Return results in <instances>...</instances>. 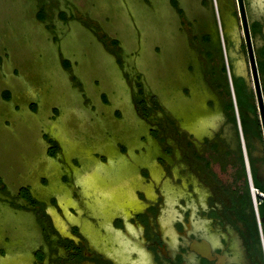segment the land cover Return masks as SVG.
<instances>
[{"label":"rangeland","instance_id":"obj_1","mask_svg":"<svg viewBox=\"0 0 264 264\" xmlns=\"http://www.w3.org/2000/svg\"><path fill=\"white\" fill-rule=\"evenodd\" d=\"M205 1L179 0L190 19L204 20L213 33ZM222 1L227 18L236 19L233 0ZM213 5L221 8L220 0ZM185 20L172 0H0V244L19 250L1 264H18L41 238L44 208L61 226L59 208L68 216L73 208L80 214L151 204L188 208L181 185L187 130L202 134L224 125L229 135L233 127L221 105L225 95L207 80L195 81L199 74L188 64L177 68L186 78L170 85L145 62V55L163 61L166 52L171 58L192 52ZM143 83V97L156 96L165 110L144 113ZM238 120L241 129L239 112ZM50 139L58 145L54 156ZM25 187L36 203L22 196Z\"/></svg>","mask_w":264,"mask_h":264},{"label":"flooded vegetation","instance_id":"obj_2","mask_svg":"<svg viewBox=\"0 0 264 264\" xmlns=\"http://www.w3.org/2000/svg\"><path fill=\"white\" fill-rule=\"evenodd\" d=\"M243 2L260 92L250 65L239 0H233L238 52L246 71V76H237L243 78L251 107L241 111L247 125L241 122L240 139L225 110L231 134L224 125L207 127L202 134V130H187V184L181 185L188 208L151 204L107 211L84 208L83 214L73 208L76 216L59 208L66 221L62 226L44 208L41 238L28 246L18 264H264V0ZM178 171L174 182L181 177ZM14 247L0 244V264L19 251Z\"/></svg>","mask_w":264,"mask_h":264},{"label":"trees","instance_id":"obj_3","mask_svg":"<svg viewBox=\"0 0 264 264\" xmlns=\"http://www.w3.org/2000/svg\"><path fill=\"white\" fill-rule=\"evenodd\" d=\"M209 3L211 12H212V23L214 27V32L208 31L205 29L206 22L200 18L190 19L186 14V10L180 5L179 0H172L174 7L178 10V13L183 16L186 20L185 23L191 28V34L189 37V44L192 47V52H188L187 49H184L182 54L186 57L184 67L189 66L190 71L195 74H199L196 77V81L201 79L207 80L210 86L214 87V90L221 95H225V98L221 101V105L224 110L227 112L228 119H231L236 126V131L238 132L239 138V120L238 112H240L241 122L243 127L247 125L245 115L241 113L243 108L251 107V102L249 100L248 92L244 86L243 78L237 76L233 70V58L230 56L229 49L232 46V42L228 40L225 32L221 34V27H224V20L221 13V8L218 7V12L213 8V0H206L205 3ZM219 4V2L217 1ZM64 18L67 17L66 12H62ZM38 17L43 20L45 18V13L43 9L39 12ZM161 25V31L163 24ZM224 38V42H223ZM115 43H118L119 40L115 39ZM186 48V47H184ZM226 48V52L224 50ZM160 51V48L158 49ZM145 62L149 63L147 55H145ZM1 60V57H0ZM64 65L67 69L73 67L72 61L70 59L64 60ZM155 68V66H153ZM76 76V75H75ZM161 80V79H160ZM163 81V79H162ZM206 81V82H207ZM143 82V81H142ZM185 83L181 85L184 86ZM171 85V84H170ZM142 89L138 94V99L140 100L143 111L147 114L152 108H163L164 106L160 103L159 98L154 96L151 101L143 97V93L146 85L141 84ZM191 90V89H190ZM186 88V94L190 92ZM11 91H4V98H11ZM105 101H109L107 94H103ZM213 103V101H211ZM36 104L34 108H36ZM120 112H118L119 114ZM168 114V120L171 124L175 123V120ZM178 115V114H177ZM155 134H157L155 132ZM58 150V145L55 140L50 139V155H56ZM22 196L29 202L36 203L32 192L28 188H24L21 192Z\"/></svg>","mask_w":264,"mask_h":264},{"label":"water","instance_id":"obj_4","mask_svg":"<svg viewBox=\"0 0 264 264\" xmlns=\"http://www.w3.org/2000/svg\"><path fill=\"white\" fill-rule=\"evenodd\" d=\"M239 5H240L241 13H242V19L244 22V30H245L246 41L248 44V50H249V56H250V65L252 67L253 75L256 80V86L260 92V85H259V80H258V72H257L256 59H255L254 50H253L252 37L250 33V26L248 24L246 11H245V5H244L243 0H239ZM220 6H221L222 16H223V20L225 24L224 27H221V34L223 35V32H225L228 40L234 44V48L229 49L230 56L234 59V56H237L236 53L239 51V48H240L239 27H238L236 19L227 18V16L225 15V12L223 11L224 6H223L222 0H220ZM216 11L218 12L217 5H216ZM223 42H224V38H223ZM168 47H166L165 49L169 50ZM173 47H174V44L172 48ZM224 50L226 52V48H224ZM147 58H148V61L150 60L149 64H153L152 66H155L158 79H161V80L163 79V81L165 82L167 81V83L170 84V83L176 82V80H178V77H180V75H182L180 79L184 77L186 78L185 70H183L185 68L184 63H186L185 62L186 57L183 54H179L178 57L177 56L175 57L173 55L171 58L169 56V53L166 52L165 57H163L164 60L162 59L163 61H161L160 58L156 59L154 55H152V57L150 58L147 56ZM154 58L156 59V62L154 61ZM179 64L183 68L181 71L177 69ZM233 70L236 75L246 76L244 58L240 57V55H239V59L236 62L233 61ZM180 81L184 82V80H180ZM260 101L262 102L261 96H260ZM262 107L263 106L261 105V108ZM263 119H264V113H263ZM200 124L202 125V123Z\"/></svg>","mask_w":264,"mask_h":264}]
</instances>
